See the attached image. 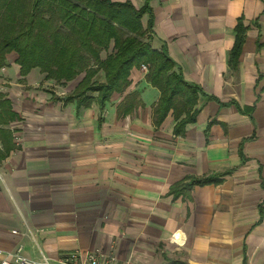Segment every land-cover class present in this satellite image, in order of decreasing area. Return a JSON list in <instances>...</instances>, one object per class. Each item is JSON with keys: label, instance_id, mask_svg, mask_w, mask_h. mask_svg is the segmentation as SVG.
<instances>
[{"label": "crops", "instance_id": "0c3cea01", "mask_svg": "<svg viewBox=\"0 0 264 264\" xmlns=\"http://www.w3.org/2000/svg\"><path fill=\"white\" fill-rule=\"evenodd\" d=\"M150 5L151 47L200 88L194 119L170 109L157 124L161 92L142 67L101 109L97 91L89 105L67 99L84 73L67 82L39 67L22 75L9 53L0 91L16 117L0 122L1 249L51 264L76 251L119 264H264V0ZM224 171L219 183L173 191Z\"/></svg>", "mask_w": 264, "mask_h": 264}, {"label": "trees", "instance_id": "16d2710c", "mask_svg": "<svg viewBox=\"0 0 264 264\" xmlns=\"http://www.w3.org/2000/svg\"><path fill=\"white\" fill-rule=\"evenodd\" d=\"M146 13L149 19L144 27ZM153 24L150 0L140 8L130 0H0V70L8 65L7 55L14 51L22 75L39 67L46 78L67 82L84 73L67 99L89 105L94 98L88 93L97 91L95 99L103 109L113 92H122L130 85L131 70L144 64L146 79L161 92L154 107L155 122L159 124L170 109L185 111L188 120H193L190 113L200 88L174 70L175 63L165 51L151 47ZM243 40V29L238 25L232 64L237 62ZM101 73L103 80L96 79ZM135 96L129 95L127 100ZM126 104L118 107V114L126 111ZM15 117L11 101L0 91V122ZM228 173L191 177L174 185L173 191L219 183Z\"/></svg>", "mask_w": 264, "mask_h": 264}, {"label": "built area", "instance_id": "2783aa9c", "mask_svg": "<svg viewBox=\"0 0 264 264\" xmlns=\"http://www.w3.org/2000/svg\"><path fill=\"white\" fill-rule=\"evenodd\" d=\"M142 69L147 70V66L142 64ZM0 171V179H1ZM22 247L17 252H7L0 248V264H51V260L43 256L40 260L31 259L21 254ZM59 261L63 264H119L116 256L104 255L99 251H87L83 256L79 251L62 256Z\"/></svg>", "mask_w": 264, "mask_h": 264}]
</instances>
